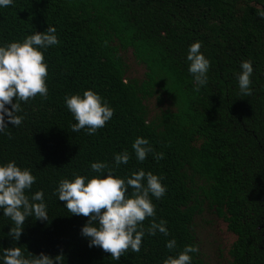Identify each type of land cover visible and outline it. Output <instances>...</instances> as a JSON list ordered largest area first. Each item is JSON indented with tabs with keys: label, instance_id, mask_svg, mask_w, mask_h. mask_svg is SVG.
<instances>
[{
	"label": "trees",
	"instance_id": "1",
	"mask_svg": "<svg viewBox=\"0 0 264 264\" xmlns=\"http://www.w3.org/2000/svg\"><path fill=\"white\" fill-rule=\"evenodd\" d=\"M264 0H14L0 8V45L56 28L59 44L44 52L46 98L21 102L22 124L0 133V164L15 161L36 177L31 196L43 190L48 220L26 219L19 241L14 222L0 210V256L20 247L26 257L63 255L62 264H163L185 245H198L196 217L206 210L227 223L236 240L229 264H264ZM201 42L210 61L208 82L188 72V49ZM132 51L144 71L130 76ZM250 59V96L241 95L236 73ZM97 92L114 115L93 135L76 123L65 96ZM152 102L155 108H152ZM10 107V106H9ZM158 109L159 111H156ZM149 140L164 158L136 159L132 144ZM127 151V164L114 154ZM104 162L124 178L144 169L163 177L167 192L152 197L156 222L169 235L147 233L141 250L119 261L81 235L90 217L71 214L55 190L73 173L94 176ZM132 189H129V192ZM175 239L173 250L167 241ZM192 264H205L201 252Z\"/></svg>",
	"mask_w": 264,
	"mask_h": 264
},
{
	"label": "clouds",
	"instance_id": "2",
	"mask_svg": "<svg viewBox=\"0 0 264 264\" xmlns=\"http://www.w3.org/2000/svg\"><path fill=\"white\" fill-rule=\"evenodd\" d=\"M13 3L14 0H0V8H7ZM257 11L264 18V10ZM56 31L54 26L49 25L44 32L36 31L22 41L0 45V133L9 123L15 127L22 124L24 117L19 114L23 111L21 102L27 103L37 95L47 97L48 65L44 52L59 44ZM201 47V42H194L189 46L186 57L188 72L193 76L197 90L207 84L210 69V61L201 52ZM253 72L252 61L243 60L240 71L236 73L241 95L252 94ZM64 100L76 121L72 125L73 132L86 129L88 135H93L114 115L107 101L91 89L85 90L83 95L65 96ZM132 149L139 162L145 161L149 154H153L157 160L164 158V154L155 152L149 140L143 137L134 140ZM129 159L127 151L114 154L117 167L127 164ZM91 170L97 175L89 177L73 173V179H61L55 190L59 201L65 202V208L71 214L90 217L81 229V235L88 239L89 247L101 248L110 253L115 261H119L129 249L138 253L145 235L143 222L149 217L153 219L147 229L148 234L156 235L159 231L165 236L169 235L167 222H156L152 202V197L159 200L167 192L163 177L140 169L121 178L115 175L114 168L104 162L91 163ZM35 181L31 170L17 166L14 160L0 164V210L16 225L9 232L15 241L20 240L27 218L48 220L44 191H36L31 196L26 194ZM129 189L132 191L129 192ZM176 246L175 239L166 243L169 250ZM199 251L198 245H185L182 251L164 259L163 264H192L191 254ZM62 257H52L43 252L39 255L31 253L26 257L20 247H11L3 249L0 264H62Z\"/></svg>",
	"mask_w": 264,
	"mask_h": 264
},
{
	"label": "rangeland",
	"instance_id": "3",
	"mask_svg": "<svg viewBox=\"0 0 264 264\" xmlns=\"http://www.w3.org/2000/svg\"><path fill=\"white\" fill-rule=\"evenodd\" d=\"M131 70L130 76L142 78L144 71L133 56L132 51L127 53ZM152 108L155 103L152 102ZM156 111H159L156 109ZM195 230L198 235L199 249L205 264H229V250L236 236L228 230L227 223L213 212L206 210L196 217Z\"/></svg>",
	"mask_w": 264,
	"mask_h": 264
}]
</instances>
